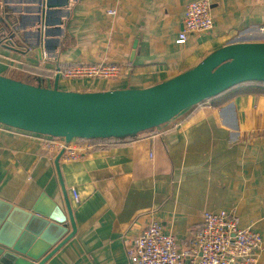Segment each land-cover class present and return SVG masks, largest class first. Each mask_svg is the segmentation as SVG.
<instances>
[{"label": "crops", "instance_id": "0c3cea01", "mask_svg": "<svg viewBox=\"0 0 264 264\" xmlns=\"http://www.w3.org/2000/svg\"><path fill=\"white\" fill-rule=\"evenodd\" d=\"M191 1L69 0L54 50L37 59L17 52V39L7 46L2 40L0 74L40 78L48 86L58 66L105 63L119 66L120 74L109 80L59 76L58 88H146L228 43L264 41V0H207L213 29L176 43ZM93 141L99 146L79 160H58L76 232L45 264H128V244L150 221L183 250L204 211L233 212L242 228L264 239V95L206 100L134 138ZM57 155L34 136L0 130V199L24 209L40 201L67 219ZM256 264H264V249Z\"/></svg>", "mask_w": 264, "mask_h": 264}, {"label": "water", "instance_id": "95a60500", "mask_svg": "<svg viewBox=\"0 0 264 264\" xmlns=\"http://www.w3.org/2000/svg\"><path fill=\"white\" fill-rule=\"evenodd\" d=\"M69 0H0V41L22 43V55L42 58L63 33ZM28 6L23 10L22 6ZM134 49L130 58L134 56ZM0 74V124L24 132L73 140L131 139L158 129L183 111L240 84H264V41L231 42L192 68L146 88L65 91ZM67 219L37 202L24 209L0 199V264H45L75 234L76 226L59 173Z\"/></svg>", "mask_w": 264, "mask_h": 264}, {"label": "built area", "instance_id": "2783aa9c", "mask_svg": "<svg viewBox=\"0 0 264 264\" xmlns=\"http://www.w3.org/2000/svg\"><path fill=\"white\" fill-rule=\"evenodd\" d=\"M109 10L108 14H114ZM213 29L210 3L194 0L185 6L182 28L176 43L182 44L191 33L209 32ZM121 68L115 64H78L55 70L65 78L114 79ZM0 130L19 136H34L40 146L49 152L59 153L66 160L76 161L99 143L93 140H73L66 144L63 139L36 135L0 124ZM73 143V144H72ZM73 198L78 195L72 189ZM264 249V239L251 228H242L239 218L225 210L204 211L201 224L193 233L187 248L179 250L172 234L165 232L156 221H150L126 249L128 264H256Z\"/></svg>", "mask_w": 264, "mask_h": 264}, {"label": "trees", "instance_id": "16d2710c", "mask_svg": "<svg viewBox=\"0 0 264 264\" xmlns=\"http://www.w3.org/2000/svg\"><path fill=\"white\" fill-rule=\"evenodd\" d=\"M240 93L264 95V84L258 83V82L240 84V85L233 87V88L229 89L228 91L224 92V94L210 99V101L216 102V101L221 100L224 96H227L229 98L232 95H236V94H240Z\"/></svg>", "mask_w": 264, "mask_h": 264}, {"label": "rangeland", "instance_id": "374dc122", "mask_svg": "<svg viewBox=\"0 0 264 264\" xmlns=\"http://www.w3.org/2000/svg\"><path fill=\"white\" fill-rule=\"evenodd\" d=\"M21 81H25V82H27L24 78H21ZM28 82L31 83V84H35L34 81H28Z\"/></svg>", "mask_w": 264, "mask_h": 264}]
</instances>
